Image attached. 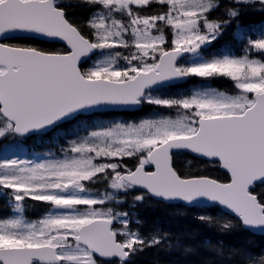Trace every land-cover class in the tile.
<instances>
[{
    "label": "snow or ice",
    "instance_id": "6c2138e0",
    "mask_svg": "<svg viewBox=\"0 0 264 264\" xmlns=\"http://www.w3.org/2000/svg\"><path fill=\"white\" fill-rule=\"evenodd\" d=\"M250 12L264 15V0H0V264H136L180 247L140 231L129 194L133 209L181 204L221 232L264 233V28L242 27ZM230 28L243 55L205 58ZM189 78L232 90L164 94ZM145 106L138 120L92 119ZM33 138L60 156L6 155ZM29 201L46 214L26 219Z\"/></svg>",
    "mask_w": 264,
    "mask_h": 264
},
{
    "label": "trees",
    "instance_id": "16d2710c",
    "mask_svg": "<svg viewBox=\"0 0 264 264\" xmlns=\"http://www.w3.org/2000/svg\"><path fill=\"white\" fill-rule=\"evenodd\" d=\"M76 11L77 14H80V10ZM240 19L241 25L245 29L252 26L259 31L264 28V15H261L259 12H250L243 15ZM233 31L234 29L230 28L220 40L210 45L205 51V57L210 58L212 53L219 55L225 52L234 53L237 56L243 55L241 44L232 37ZM225 45H229V48H225ZM198 85H201V87H215L228 92L232 90L231 82L224 78L211 82H201L196 78H190L187 85L180 87H195ZM180 87L167 89L164 94L171 95L178 93ZM159 111L168 112L169 110L161 109ZM151 112L152 110L148 106H145L139 111L125 113L107 112L92 119H99L108 124L128 122L138 120L140 117L146 116ZM152 114L155 115L156 113ZM81 134H83V131ZM25 142L36 151H48L60 154V144L50 143L47 140L41 141L36 138ZM178 161L183 165V158H178ZM182 170L186 171L187 168H183ZM213 175H220V173L213 172ZM94 188H99L103 191L102 185H95ZM126 200L127 203L122 205V207L143 221V225L140 228L142 233L148 234L158 228L162 233H169L171 239H179L180 242V247L174 246L171 251L167 249L161 251L158 248L147 249L135 258L136 264H241L240 256L229 255L233 249H239L257 258L264 256V235H256L240 228L224 233L215 225L202 224L194 219V217L203 212V209L185 208L181 204H162L152 199L137 204L136 208L133 209L129 207L132 203V194L127 195ZM6 201L7 197L0 195V215L3 216L9 214ZM46 211V207L43 204L29 201L26 205L25 215L29 220H36L42 217ZM185 248H189L191 251L185 253ZM216 249H220L223 255L218 254Z\"/></svg>",
    "mask_w": 264,
    "mask_h": 264
},
{
    "label": "rangeland",
    "instance_id": "374dc122",
    "mask_svg": "<svg viewBox=\"0 0 264 264\" xmlns=\"http://www.w3.org/2000/svg\"><path fill=\"white\" fill-rule=\"evenodd\" d=\"M225 53H227V52H225ZM192 87H194V86H187L185 88L180 87L178 91L179 92H188ZM195 87H201V85H198ZM28 147L29 146L27 145V150H24V151H21V150L16 149V148H12L11 150H9L6 153V155H8V156H20L21 158H27V159H33V160H42V159L46 158V154L34 153L33 149L30 148V150H29ZM49 153H51V152H49ZM57 156H60V154ZM25 217H26V215H25ZM26 219H28V218H26Z\"/></svg>",
    "mask_w": 264,
    "mask_h": 264
},
{
    "label": "water",
    "instance_id": "95a60500",
    "mask_svg": "<svg viewBox=\"0 0 264 264\" xmlns=\"http://www.w3.org/2000/svg\"><path fill=\"white\" fill-rule=\"evenodd\" d=\"M180 84H183V83H180ZM177 85H179V84H177ZM108 112H134V111H132V110H109ZM250 232L253 234H256V235H264V233H262L260 231H250Z\"/></svg>",
    "mask_w": 264,
    "mask_h": 264
},
{
    "label": "flooded vegetation",
    "instance_id": "af4514ba",
    "mask_svg": "<svg viewBox=\"0 0 264 264\" xmlns=\"http://www.w3.org/2000/svg\"><path fill=\"white\" fill-rule=\"evenodd\" d=\"M38 46H40V47H49V45H47V44H39Z\"/></svg>",
    "mask_w": 264,
    "mask_h": 264
}]
</instances>
